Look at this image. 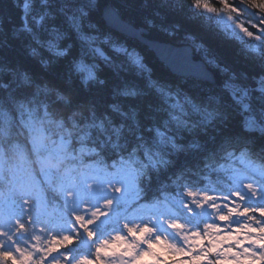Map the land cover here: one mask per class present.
<instances>
[{"label":"snow or ice","instance_id":"6c2138e0","mask_svg":"<svg viewBox=\"0 0 264 264\" xmlns=\"http://www.w3.org/2000/svg\"><path fill=\"white\" fill-rule=\"evenodd\" d=\"M219 4L20 0L0 171L34 175L0 194V264H264V0Z\"/></svg>","mask_w":264,"mask_h":264},{"label":"trees","instance_id":"16d2710c","mask_svg":"<svg viewBox=\"0 0 264 264\" xmlns=\"http://www.w3.org/2000/svg\"><path fill=\"white\" fill-rule=\"evenodd\" d=\"M20 0H0V30L8 31L10 34L11 29L14 26L19 25L20 18H21V8L18 7V3ZM117 2H122L126 5V7L123 9L124 14L135 21H141L144 16H151L153 13L155 4H158V0H117ZM149 5L148 7H144L145 3ZM190 4V0H183V5L185 6V11L187 9V6ZM181 14H169L166 23H171L174 21H179L181 23L185 24V27H190L184 18L181 19ZM156 23L159 24L161 21L157 17ZM154 35L161 41L167 40V37L165 34H163L160 31H154ZM235 50L233 47H228V55L226 56V59H228V62H233ZM24 54L22 53L19 42L16 40H9L7 45H0V60L8 61L15 63L17 60L22 59ZM235 67L237 70H243L245 68V65L243 63H236ZM37 71H39V68H37ZM22 139V137H21ZM87 159V158H86ZM89 163L92 161L89 160ZM50 197V204L54 205L55 203H59V200H53L51 199V194H48Z\"/></svg>","mask_w":264,"mask_h":264},{"label":"rangeland","instance_id":"374dc122","mask_svg":"<svg viewBox=\"0 0 264 264\" xmlns=\"http://www.w3.org/2000/svg\"><path fill=\"white\" fill-rule=\"evenodd\" d=\"M158 1L160 2V0H158ZM207 2L213 7H219L220 6L219 0H207ZM182 3H183V0H182ZM192 3H194V0H190V4L189 5H191ZM186 12H187V9H186L185 13ZM180 17H181V19H183V14H181ZM249 30L253 31V32L256 31L255 29H251V28ZM163 34H165V33H163ZM167 39H168V37H167ZM32 175H34V173L30 174V173L24 171V166H22L21 170L16 174V176L12 177L11 181L8 184H4L2 182L3 181V173H2V171H0V194H2L5 191L10 190L11 187L13 186V184H17V183H19L21 181H31ZM36 191H37V189L33 188L32 194L35 195ZM32 203H33L34 209H35V206L37 205V200L34 198ZM58 205H59V203H55L54 205L53 204L51 205L50 204V197H49L47 207L46 208L41 207L39 210L42 211V212H45L50 217L55 218L58 215V212H59ZM3 209H4V203H3L2 196H0V211H2ZM72 247H75V245H72ZM180 258L181 257H176L175 259H180Z\"/></svg>","mask_w":264,"mask_h":264}]
</instances>
